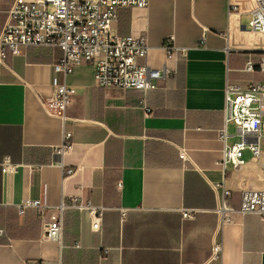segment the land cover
<instances>
[{"label":"crops","instance_id":"0c3cea01","mask_svg":"<svg viewBox=\"0 0 264 264\" xmlns=\"http://www.w3.org/2000/svg\"><path fill=\"white\" fill-rule=\"evenodd\" d=\"M15 1L0 0V29ZM252 6L149 0L146 8L120 9L113 31L143 37L142 62L171 76L147 93L104 88L93 64H79L66 78L76 92L63 115L53 83L65 81L54 71L62 50L28 47L7 56L0 66V264H264V216L241 212L244 191H264V138L259 159L249 156L236 169L221 164L225 144L237 140L230 125L224 138L226 84H264V70L246 69L264 54V33L249 26ZM222 186L231 192L224 210ZM72 198L105 208L99 229L87 212L68 208L56 240L35 208L19 212L27 201L55 209Z\"/></svg>","mask_w":264,"mask_h":264},{"label":"built area","instance_id":"2783aa9c","mask_svg":"<svg viewBox=\"0 0 264 264\" xmlns=\"http://www.w3.org/2000/svg\"><path fill=\"white\" fill-rule=\"evenodd\" d=\"M149 0H16L8 23L0 29V66L5 65L8 55L20 56L28 47L60 48L62 56L54 64V71L62 74L64 82L54 78V105L60 114H65L75 94V88L66 78L82 63H91L95 68L98 86L123 90H141L145 93L158 88L159 81L169 78L167 68L159 69L142 62L149 52L143 37L132 34L121 36L113 31V23L122 8H146ZM249 26L264 33V0H253ZM166 47L173 50L171 39ZM264 70V54L259 63H246L248 71ZM223 107L224 138L230 135L227 129L234 126L233 144H225L221 164L241 168L252 156L259 159L264 138V84L253 83L242 88L227 83L224 88ZM148 113L150 109L147 108ZM223 187V186H222ZM230 190L223 187L220 210L227 209ZM35 208L45 224V235L61 240L64 212L68 208L85 211L92 218L93 229H99L103 206H95L90 200L72 198L55 209L38 201H27L19 206L20 214ZM241 212L264 216V191L246 190L241 198ZM125 215V212H123ZM191 211L184 212L190 216ZM2 230H0V234ZM78 245V244H77ZM214 246V252L221 251ZM57 264H62L58 262Z\"/></svg>","mask_w":264,"mask_h":264},{"label":"rangeland","instance_id":"374dc122","mask_svg":"<svg viewBox=\"0 0 264 264\" xmlns=\"http://www.w3.org/2000/svg\"><path fill=\"white\" fill-rule=\"evenodd\" d=\"M246 22H247V21H246ZM230 129H231V130H234V128H233V126H232V124H230Z\"/></svg>","mask_w":264,"mask_h":264},{"label":"trees","instance_id":"16d2710c","mask_svg":"<svg viewBox=\"0 0 264 264\" xmlns=\"http://www.w3.org/2000/svg\"><path fill=\"white\" fill-rule=\"evenodd\" d=\"M27 210V209H26ZM26 212V211H25Z\"/></svg>","mask_w":264,"mask_h":264}]
</instances>
